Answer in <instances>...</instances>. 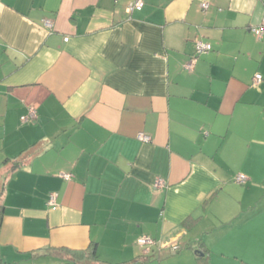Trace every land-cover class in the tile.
<instances>
[{
  "label": "crops",
  "instance_id": "0c3cea01",
  "mask_svg": "<svg viewBox=\"0 0 264 264\" xmlns=\"http://www.w3.org/2000/svg\"><path fill=\"white\" fill-rule=\"evenodd\" d=\"M131 1L0 0V264H264V0Z\"/></svg>",
  "mask_w": 264,
  "mask_h": 264
},
{
  "label": "built area",
  "instance_id": "2783aa9c",
  "mask_svg": "<svg viewBox=\"0 0 264 264\" xmlns=\"http://www.w3.org/2000/svg\"><path fill=\"white\" fill-rule=\"evenodd\" d=\"M143 5V0H132L128 6L127 9L128 11H134V10H140L141 7ZM203 9H206L208 6L207 2H203L201 4ZM44 25L45 27L49 30L52 31L53 30V22L51 20H45L44 21ZM264 25V23H263ZM263 25H261L260 27H253L252 31L258 35L261 36L262 34V27ZM65 40H67V37H65ZM193 47H194V53L191 55V57L189 58V60L187 62L184 63V68L187 70H191L193 69L196 61H197V57L199 56L200 53L206 52L208 50L211 49V45L208 42H203L202 40L199 39H195L193 42ZM262 76L260 74H255L254 76V83H257L259 81H261ZM29 118H35V113L33 110L29 111L28 115L22 116L21 120L26 121ZM137 138L144 141V142H148L150 140V137L143 134V133H138ZM60 176L62 178H64L65 180H68L70 178V174L69 173H61ZM237 183H245L247 181V177L244 174H238L235 178ZM162 182L158 179L156 181V185H161ZM47 203L50 205H54L55 204V194H51L49 195V198L47 200ZM156 240L150 236H141L139 237L137 244L141 249V252L143 254H146L150 251L151 247H153V245H155ZM173 248L177 249V245H173Z\"/></svg>",
  "mask_w": 264,
  "mask_h": 264
},
{
  "label": "trees",
  "instance_id": "16d2710c",
  "mask_svg": "<svg viewBox=\"0 0 264 264\" xmlns=\"http://www.w3.org/2000/svg\"><path fill=\"white\" fill-rule=\"evenodd\" d=\"M143 6H144V0L141 9L143 8ZM135 11H139V10H135ZM2 211H3V205L0 203V224H1ZM60 251H65V254L70 255L69 257L62 260V264H103L97 257L95 244H92L86 249L71 250L67 248H61L59 249V252Z\"/></svg>",
  "mask_w": 264,
  "mask_h": 264
},
{
  "label": "rangeland",
  "instance_id": "374dc122",
  "mask_svg": "<svg viewBox=\"0 0 264 264\" xmlns=\"http://www.w3.org/2000/svg\"><path fill=\"white\" fill-rule=\"evenodd\" d=\"M42 264H55L56 263V260L52 259V258H46V260H41Z\"/></svg>",
  "mask_w": 264,
  "mask_h": 264
}]
</instances>
